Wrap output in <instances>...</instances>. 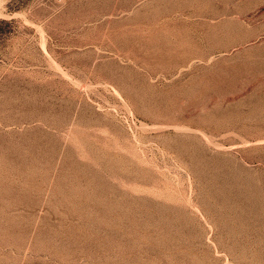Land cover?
I'll return each mask as SVG.
<instances>
[{
	"label": "rangeland",
	"instance_id": "1",
	"mask_svg": "<svg viewBox=\"0 0 264 264\" xmlns=\"http://www.w3.org/2000/svg\"><path fill=\"white\" fill-rule=\"evenodd\" d=\"M0 2V264H264V0Z\"/></svg>",
	"mask_w": 264,
	"mask_h": 264
},
{
	"label": "bare ground",
	"instance_id": "2",
	"mask_svg": "<svg viewBox=\"0 0 264 264\" xmlns=\"http://www.w3.org/2000/svg\"><path fill=\"white\" fill-rule=\"evenodd\" d=\"M0 1H2V0H0ZM1 3V2H0Z\"/></svg>",
	"mask_w": 264,
	"mask_h": 264
}]
</instances>
